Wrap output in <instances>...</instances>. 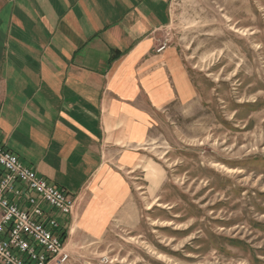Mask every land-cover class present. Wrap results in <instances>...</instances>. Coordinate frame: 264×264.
I'll return each mask as SVG.
<instances>
[{
  "label": "crops",
  "instance_id": "0c3cea01",
  "mask_svg": "<svg viewBox=\"0 0 264 264\" xmlns=\"http://www.w3.org/2000/svg\"><path fill=\"white\" fill-rule=\"evenodd\" d=\"M173 1L0 0V142L78 202L69 264L137 229L138 173L164 185L156 118L199 95L178 46L158 53Z\"/></svg>",
  "mask_w": 264,
  "mask_h": 264
},
{
  "label": "rangeland",
  "instance_id": "374dc122",
  "mask_svg": "<svg viewBox=\"0 0 264 264\" xmlns=\"http://www.w3.org/2000/svg\"><path fill=\"white\" fill-rule=\"evenodd\" d=\"M172 14L162 33L198 99L156 118L164 185L137 174L139 226L94 264H264V0H174Z\"/></svg>",
  "mask_w": 264,
  "mask_h": 264
},
{
  "label": "built area",
  "instance_id": "2783aa9c",
  "mask_svg": "<svg viewBox=\"0 0 264 264\" xmlns=\"http://www.w3.org/2000/svg\"><path fill=\"white\" fill-rule=\"evenodd\" d=\"M162 43L158 53L170 42ZM0 171V264H69L68 227L60 217L75 212L74 196L37 174L1 142Z\"/></svg>",
  "mask_w": 264,
  "mask_h": 264
},
{
  "label": "trees",
  "instance_id": "16d2710c",
  "mask_svg": "<svg viewBox=\"0 0 264 264\" xmlns=\"http://www.w3.org/2000/svg\"><path fill=\"white\" fill-rule=\"evenodd\" d=\"M111 59H112V61H114L116 59V56L115 55H112Z\"/></svg>",
  "mask_w": 264,
  "mask_h": 264
}]
</instances>
